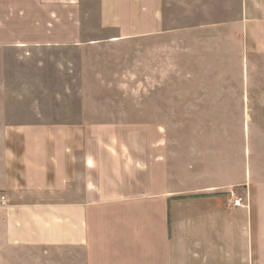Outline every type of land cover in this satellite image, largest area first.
<instances>
[{"label": "crops", "instance_id": "obj_1", "mask_svg": "<svg viewBox=\"0 0 264 264\" xmlns=\"http://www.w3.org/2000/svg\"><path fill=\"white\" fill-rule=\"evenodd\" d=\"M263 62L264 0H0V264H264Z\"/></svg>", "mask_w": 264, "mask_h": 264}, {"label": "rangeland", "instance_id": "obj_2", "mask_svg": "<svg viewBox=\"0 0 264 264\" xmlns=\"http://www.w3.org/2000/svg\"><path fill=\"white\" fill-rule=\"evenodd\" d=\"M10 61V60H9ZM14 62V61H13ZM14 64H15V62H14ZM28 66H30V64H28ZM261 68L262 69H260V71H258V72H255V74H252L251 76H250V78H249V81H254L255 83H259V84H261L262 85V87H263V90H262V94H261V104L259 105V106H261V107H263V109H264V62L261 64ZM21 72V70H20V66H18L17 67V72ZM30 72H31V70H30V68H25V73L23 74V75H19V76H17V75H15V74H13V72L10 74V76H8L7 75V77L8 78H18V79H23V78H25L27 75H26V73H28V74H30ZM13 74V75H12ZM29 76V75H28ZM23 77V78H22ZM29 78H30V76H29ZM28 78V79H29ZM73 91V90H72ZM41 93L40 92H38V95H40ZM39 104H40V109L43 111V112H45V111H47V110H53V108H51L49 105H47L46 103H45V101H40L39 102ZM41 104H43V105H41ZM259 123V125L261 126V127H263L264 128V112H263V114L260 116V122H258ZM253 140H254V144L255 143H259L260 144V142L258 141V139L256 138H254L253 137ZM263 141V143H264V139L262 140ZM260 158H262V160L261 161H263L264 162V155L262 156V157H260L259 155H257V162H259V160H260Z\"/></svg>", "mask_w": 264, "mask_h": 264}, {"label": "built area", "instance_id": "obj_3", "mask_svg": "<svg viewBox=\"0 0 264 264\" xmlns=\"http://www.w3.org/2000/svg\"><path fill=\"white\" fill-rule=\"evenodd\" d=\"M6 201H7L6 196L2 192H0V203L5 204Z\"/></svg>", "mask_w": 264, "mask_h": 264}]
</instances>
